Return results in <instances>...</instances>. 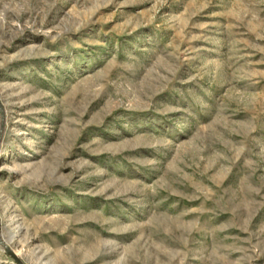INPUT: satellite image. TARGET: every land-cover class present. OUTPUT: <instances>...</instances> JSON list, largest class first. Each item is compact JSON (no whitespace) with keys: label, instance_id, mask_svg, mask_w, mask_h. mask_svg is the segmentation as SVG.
I'll return each mask as SVG.
<instances>
[{"label":"rangeland","instance_id":"obj_1","mask_svg":"<svg viewBox=\"0 0 264 264\" xmlns=\"http://www.w3.org/2000/svg\"><path fill=\"white\" fill-rule=\"evenodd\" d=\"M0 264H264V0H0Z\"/></svg>","mask_w":264,"mask_h":264}]
</instances>
